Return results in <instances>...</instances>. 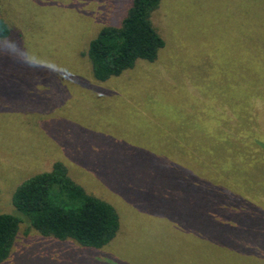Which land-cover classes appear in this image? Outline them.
Wrapping results in <instances>:
<instances>
[{"label":"rangeland","instance_id":"rangeland-1","mask_svg":"<svg viewBox=\"0 0 264 264\" xmlns=\"http://www.w3.org/2000/svg\"><path fill=\"white\" fill-rule=\"evenodd\" d=\"M238 1L211 0L207 2L209 8L192 17L196 4L187 8L184 0H168L165 9L155 15V25L171 44L184 42L191 52L194 47L204 48L199 55L203 58L205 47L211 46L215 35L222 36L224 26L227 25L228 32L244 27L239 20L244 14ZM241 1L245 7L255 2V7L264 8V0ZM131 2L0 0V18L6 20L13 41L18 40L21 46L13 51L5 44L11 53H7L10 55L0 74V214L22 218L10 257L2 264H225L224 259L230 257L228 252L212 246L213 239L206 235L214 228L211 224L206 226L208 219L193 220L191 208L169 210L180 217V224L176 217L161 222L157 214L144 211L145 201L123 200L122 188L128 187L131 194L134 190L119 175L120 168H114L115 160L163 156L171 145L166 144L170 139L179 141L182 133L179 126H191L193 118L185 112L190 109L188 104L174 105L176 96L167 101L164 93H157L163 92L161 81L172 83L171 77L179 78L175 73L186 72L188 66L179 54L175 58L168 51L155 64L140 63L121 80L92 86L95 83L90 77V67L82 56L87 42L101 27L119 26ZM187 9L189 12L192 9V13ZM188 13L191 18L186 17ZM259 32L251 35L249 42L256 38L264 46V32ZM233 39H238L235 42L241 50L245 42L240 35L233 34ZM24 51L36 58L39 66L29 67L21 62L18 58L26 55ZM209 54L222 63L223 58L214 56L213 49ZM239 61L234 63L238 65ZM175 121L179 123L177 126L173 124ZM52 161L64 163L69 175L90 194L116 208L120 231L106 247L92 250L71 240L60 242L43 237L30 228L13 206L16 188L50 169ZM159 180L164 181L163 175ZM257 231L255 227L244 234L221 231L219 237L226 243L236 240L237 247H245L246 238L254 237L261 243L264 230L255 234ZM219 247L224 244L221 242ZM237 252L247 254L242 250ZM238 253L232 254L233 262L246 264L248 257Z\"/></svg>","mask_w":264,"mask_h":264},{"label":"trees","instance_id":"trees-1","mask_svg":"<svg viewBox=\"0 0 264 264\" xmlns=\"http://www.w3.org/2000/svg\"><path fill=\"white\" fill-rule=\"evenodd\" d=\"M167 1L132 0L120 25L101 27L87 42L82 55L96 84L93 87L123 79L140 63L155 64L168 51L175 58L181 55L188 66L185 73H175L179 78L170 76L172 83L161 81L159 86L163 92L157 93H164L167 101L176 96L174 105L188 104L190 109L185 112L193 115L192 125L179 126L182 131L179 141L170 139L166 144L171 145L163 156L116 159L114 168H120L119 175L134 190L131 194L126 187L120 192L125 202L145 201L144 211L157 214L161 222L176 217L180 224V217L172 214L174 208H191L193 220L208 219L206 226L211 224L214 228L206 236L213 239L212 246L229 253L225 264H235L232 254L240 250L247 252L237 254L248 257L246 264H264V238L261 243L254 237L246 238L247 246L237 247L236 240L226 243L219 237L221 231L244 234L255 227L258 229L255 234H261V229L264 230V46L256 38L249 42L257 31L264 32V8L255 7V2L245 7L239 0L244 14L239 20L244 27L239 32L236 29L228 32L227 25L224 26L222 36L215 35L201 58L200 51L204 48L187 51L189 46L184 42L171 44L157 29L154 17L160 9H165ZM210 1L184 0V4L187 8L196 4V12L187 9L196 17L209 8ZM225 11L231 14L228 9ZM189 13L185 16L191 18ZM222 23L225 25V21ZM244 29L247 31L243 32ZM233 34L240 35L245 42L241 50L235 42L238 39L232 40ZM0 38L14 39L12 29L3 18H0ZM5 44L0 42V74L10 55L7 53H11ZM212 49L214 56L223 58L222 63L209 54ZM237 59H240L238 65L234 63ZM165 124L168 125L167 121ZM162 175L164 181L159 180ZM12 203L30 228L43 237L60 242L71 240L83 248L102 249L120 231L116 208L90 194L60 161H54L50 169L19 185ZM221 220L231 223L224 224ZM21 223V217L0 214V264L10 257ZM221 242L224 247L220 248Z\"/></svg>","mask_w":264,"mask_h":264},{"label":"clouds","instance_id":"clouds-1","mask_svg":"<svg viewBox=\"0 0 264 264\" xmlns=\"http://www.w3.org/2000/svg\"><path fill=\"white\" fill-rule=\"evenodd\" d=\"M0 42H6L13 51H16L17 49L21 48V46L17 42H15L9 38H0ZM25 53H26V55L23 58H18L21 62L27 64L29 67L39 66V61L36 60V58L28 55L27 52H25ZM12 56H13V58H17L14 55H12Z\"/></svg>","mask_w":264,"mask_h":264}]
</instances>
